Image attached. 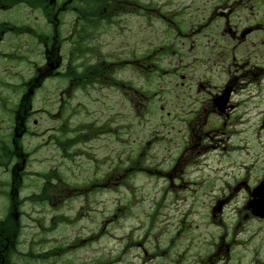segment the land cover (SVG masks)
<instances>
[{"label": "rangeland", "instance_id": "1", "mask_svg": "<svg viewBox=\"0 0 264 264\" xmlns=\"http://www.w3.org/2000/svg\"><path fill=\"white\" fill-rule=\"evenodd\" d=\"M106 1L90 4L97 18ZM119 1L118 36L96 24L90 46L100 55L114 40L127 51L134 47V66L146 56L151 65L131 73L123 49L116 71L120 94L91 86L59 88L50 93L57 94L56 106L42 104L49 95L44 90L35 94L33 109L45 113H33L39 126L31 129L41 135L25 139L28 161L18 191L32 194L29 203L28 197L10 198L7 172L0 169V243L10 247L1 250L0 244V264H264V221L246 209L248 189L264 177V83L235 90L233 98L244 90L241 96L248 100L242 107L234 101L221 128L209 126L212 116H205L216 89L210 84L220 87L226 76L236 77L234 63L249 58L264 63V49L242 60L241 45L230 59L227 35L202 37L207 31L195 22L215 0H128L130 7ZM83 32L77 31L80 44ZM206 58L210 62L201 64ZM258 69L245 71L254 77ZM199 82L205 86L200 93ZM46 85L51 89L53 82ZM130 85L138 96L124 91ZM56 107L57 116L51 113ZM201 118L204 132L220 129L205 134ZM235 127L246 131L232 136ZM232 144L244 149L234 152ZM39 191L42 198L35 197ZM219 204L222 212L213 214ZM13 206L20 208L17 220L12 211L4 212Z\"/></svg>", "mask_w": 264, "mask_h": 264}, {"label": "flooded vegetation", "instance_id": "2", "mask_svg": "<svg viewBox=\"0 0 264 264\" xmlns=\"http://www.w3.org/2000/svg\"><path fill=\"white\" fill-rule=\"evenodd\" d=\"M111 1L112 3L107 0L106 5L99 8L97 18L94 15L96 5H90V0H0V169L7 172L8 180L4 182V188H8L11 199H18L17 201L21 202L23 197H28L25 202L29 203V197L32 195L18 194V191L22 192L20 174L26 171L28 161L25 139L35 134L41 135L40 130L37 129L36 133L31 129L39 126L38 120L33 118L34 111L45 113L44 110H34L32 107L31 101L38 91L44 90L49 93L41 100L42 104L55 106L59 103L57 94L50 93L57 92L59 88L62 92H71L91 86L93 89L101 90L109 88L120 94L122 82L116 77V71L122 65L123 49L127 60L130 58L131 73L136 72L138 65L141 68L150 67L149 56L145 57V62L134 66L137 56L133 53V46L127 51L120 44L115 46V41L111 40L113 46L111 50L109 49L107 53L99 51L100 55L96 54L98 49L92 47L94 44L90 46V43L96 40V33L92 31L97 29L96 24L111 27L113 36H118L115 25L120 1ZM125 4L129 7L131 5L128 0ZM136 7L137 4L132 11ZM11 16L14 19H11ZM92 20L94 27L90 25ZM195 23L207 31L202 37L215 38L218 34L227 35L231 42L228 43L231 45V53L244 45L245 53L240 56L241 59L249 57V54L258 49L260 51L261 48L264 49V0H215L208 12ZM63 28L64 31L61 32ZM79 29L84 31L81 44L77 42L79 39L76 37ZM20 57L24 62L18 61ZM253 61L255 63L251 68L254 72L258 69V63L263 66L262 69H258L259 72L256 74L258 76L264 72V63H260L256 58ZM245 74L248 75L247 72ZM58 80H63L64 85L58 84ZM49 81L53 82V87L46 89ZM231 84L232 81L228 80L227 84L222 85V88L224 86L230 88V94ZM197 86L198 91L204 88L201 82ZM124 91L128 95L131 93L137 95L132 85ZM220 93L221 88L217 89L213 96ZM210 96L208 104H214L212 95ZM137 103L133 99L132 107L137 108ZM229 104L230 95L224 109L230 108ZM57 110L59 108L56 107V111L51 113L57 116ZM211 111L215 112L213 106ZM52 120L56 121L57 118ZM87 128L90 131L88 134L91 133L93 127L88 125ZM52 129L54 135L57 125H53ZM100 131L104 132L105 129L98 127L97 132ZM263 178H259L258 182ZM55 195L54 193L51 197ZM35 197L42 198L41 191L36 193ZM3 199L9 202L6 195ZM8 211H12L13 218L17 220L20 208L17 206H13L11 210L5 208V214ZM6 248L2 246L1 250L8 251L10 247Z\"/></svg>", "mask_w": 264, "mask_h": 264}, {"label": "water", "instance_id": "3", "mask_svg": "<svg viewBox=\"0 0 264 264\" xmlns=\"http://www.w3.org/2000/svg\"><path fill=\"white\" fill-rule=\"evenodd\" d=\"M254 196L258 195L259 199L258 201H254L252 203L249 204V206L252 208V212L254 214H257L259 216H264V203L261 200V196H260V188H258L257 190H255V193L253 194Z\"/></svg>", "mask_w": 264, "mask_h": 264}, {"label": "bare ground", "instance_id": "4", "mask_svg": "<svg viewBox=\"0 0 264 264\" xmlns=\"http://www.w3.org/2000/svg\"><path fill=\"white\" fill-rule=\"evenodd\" d=\"M245 122L247 123V121H245ZM245 131L246 130H243L242 128H238L237 131H233L234 133L232 134V136L236 137V136H238L239 134H242V132H245ZM231 146H232L231 149L234 152L242 151L244 149V146L242 144H232ZM237 155H240V153H237ZM226 156H228V155H226ZM208 159H209V156H205L203 158V161H206ZM196 170H198V169H196Z\"/></svg>", "mask_w": 264, "mask_h": 264}, {"label": "trees", "instance_id": "5", "mask_svg": "<svg viewBox=\"0 0 264 264\" xmlns=\"http://www.w3.org/2000/svg\"><path fill=\"white\" fill-rule=\"evenodd\" d=\"M1 244V243H0Z\"/></svg>", "mask_w": 264, "mask_h": 264}]
</instances>
